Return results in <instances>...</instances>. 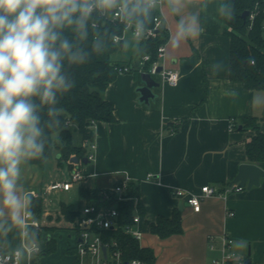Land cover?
Returning <instances> with one entry per match:
<instances>
[{"label":"crops","instance_id":"1","mask_svg":"<svg viewBox=\"0 0 264 264\" xmlns=\"http://www.w3.org/2000/svg\"><path fill=\"white\" fill-rule=\"evenodd\" d=\"M225 1L220 5L221 0H184L179 15L171 12L167 0H156L147 15L128 16L121 11V21L139 22L143 28L153 27L155 16L160 19L168 37L159 61L179 71L177 83L152 75L160 84L153 89L157 96L145 105L138 101L137 74L118 73L103 93L113 104L115 120L94 122L93 139L88 143L94 144L92 157L74 165L83 172L82 178L69 189L46 191L51 180L69 178L54 175V168L64 167L70 175L69 166L56 159L41 167L35 163L21 166L24 190H34L41 197L40 216L29 219L39 220L37 240L41 250H50L30 258L22 248L23 227L8 222L0 226V249L18 250L19 264H111L101 256L77 255L79 218H66L61 203L81 211L85 203L80 188H109L127 175L137 185L144 209L142 214L135 212L139 215L135 227L140 231V246L153 252L151 264H217L223 235L232 239L228 249L246 264H264V175L258 185L203 197L197 207L174 193L175 188L199 193L205 184L222 187L231 183L240 163L253 162L245 143L255 132L240 120L261 115L264 91L249 89L229 77L230 37L218 18ZM105 12L110 15L112 10ZM189 15L197 17L199 34L178 40L177 22ZM122 39L123 51L117 49L113 60L135 63L141 37L128 25ZM259 129L264 132V120ZM253 163L264 170V160ZM148 173L154 177L146 178ZM74 196L77 205L71 200ZM174 211H179L181 232L164 237L151 232L149 222L159 215L170 217Z\"/></svg>","mask_w":264,"mask_h":264},{"label":"clouds","instance_id":"2","mask_svg":"<svg viewBox=\"0 0 264 264\" xmlns=\"http://www.w3.org/2000/svg\"><path fill=\"white\" fill-rule=\"evenodd\" d=\"M167 3L179 15L184 0ZM155 5L156 0H0V226L8 222L38 235L29 232L35 203L21 183V166L44 158L47 140L40 107L49 105L53 117L63 111L54 107L58 98L76 86L65 65L87 63L91 53L79 42L86 40L90 21L117 7L128 16L147 15ZM220 12L225 21L235 19L231 4ZM66 29L73 33L72 42L64 35ZM198 34L195 15L177 22L178 40ZM99 48L96 40L93 49ZM54 125L60 128L58 118Z\"/></svg>","mask_w":264,"mask_h":264},{"label":"trees","instance_id":"3","mask_svg":"<svg viewBox=\"0 0 264 264\" xmlns=\"http://www.w3.org/2000/svg\"><path fill=\"white\" fill-rule=\"evenodd\" d=\"M226 4H231L236 9L235 19L232 21H225L221 12L218 13V18L224 23L223 30L230 37L229 77L231 80L243 82L244 87L264 91V0H226L222 6ZM245 9L248 13L255 12L252 20L249 19L248 14L244 18L241 16ZM125 28L123 21L111 20L102 14L90 21L88 36L79 43L91 55L84 65L70 67L65 65L76 86L69 93L58 98L59 103L54 107L63 111L57 117H53L49 113V105H41L38 115L47 140L43 152L44 158L34 159L28 164L35 163L41 167L51 159H56L58 164L66 163L72 169L75 165V162L70 160L72 155H76L79 161H82V158L92 151L88 143L93 139L94 122L115 120L113 104L104 98L103 93L109 82L118 74L116 67L127 65L128 71L135 72L139 77L140 72L147 71L150 64L157 59V49L168 37L167 29L162 26L156 30L155 35L141 37L137 51L139 64L136 66L134 62L112 58L113 53L120 47V40L115 41L114 36L119 35L121 38ZM64 35L72 42L73 33L70 30L66 29ZM96 40L100 41L99 50L93 49ZM144 54H148L149 58L142 62ZM36 102L40 104L38 99ZM57 118L60 121V128L54 125V120ZM261 120H264V107L260 116H244L240 120L243 127H249L255 132L245 143L247 157L253 162L264 160V132L259 129ZM49 124L53 127L49 128L47 126ZM57 136L60 138L59 141ZM127 189L126 198L115 199L114 195L110 194L108 199L110 203L116 204L118 211L115 224L108 228H95L93 231L98 232L104 241L109 242L108 258L111 259L112 251L118 248L124 261L138 258L145 264H151L154 259L151 248L140 246L138 239L124 229L126 225L132 223L135 212L138 214L144 212L138 200L137 185L129 182ZM99 190L80 188L79 195L85 204L100 205L104 201ZM32 196L35 216L38 217L42 211L41 197ZM72 207L70 203H61L62 212L70 220L79 218L81 214L79 208ZM148 224L151 232L161 237L182 230L179 211H174L170 217L159 215L154 222ZM29 232L38 233L35 236L28 234L29 241L40 238L39 228L30 225ZM114 239L115 246L110 243ZM48 250L50 248L46 247L39 252Z\"/></svg>","mask_w":264,"mask_h":264},{"label":"built area","instance_id":"4","mask_svg":"<svg viewBox=\"0 0 264 264\" xmlns=\"http://www.w3.org/2000/svg\"><path fill=\"white\" fill-rule=\"evenodd\" d=\"M255 12H249L248 17L250 20L253 19ZM102 15L108 17L111 20H120L121 10L119 7L112 10L110 15L104 11L101 13ZM154 26L147 28H138L137 25H132L130 23H125L126 26L130 25L132 27L133 33L138 37H148L155 35L156 30L160 27V19L155 16L154 18ZM120 36H114V40H120ZM164 43L159 45L157 49V59L154 60L150 64V68H148L147 72L151 75H158L161 81L168 82L169 84H176L179 79V71L175 68L164 67L160 64L159 58L163 56L164 52ZM149 58L148 54H144L142 56L141 61H145ZM142 62L140 64H142ZM161 65L162 68L158 71V66ZM117 72H127L129 67L127 65L117 66ZM234 126L233 123L229 124V128ZM94 144H91V148H93ZM88 158L92 157V153H90ZM83 172L78 167H73L70 171V175L68 179H54L51 180L46 186V191H52L57 189H69L73 181L79 180L83 177ZM154 175L152 173H148L146 178H153ZM129 183V177L124 175L121 179L116 181L111 187L103 188L99 190L101 194V198L104 201L100 205L97 204H84L81 208V215L77 220V225L80 229V241L77 244V255L82 256L84 254H90L92 256H101L103 262H111V264H142L143 262L138 258H132L130 260L124 261L121 257L120 249L116 248L111 253V259L107 257V248L108 241H104L98 232L93 233V229L97 228H108L115 224V219L118 214L116 204L110 203L108 200L110 194H113L115 199H124L126 198V190ZM243 186L237 184L236 182L226 184L222 187L213 186V185H202L200 187L199 193H191L182 188H175L174 193L179 197H185L188 204L193 207H197L200 203V200L203 197L211 196V195H220L226 194L231 191H240ZM31 195L37 196L38 193L34 190H30ZM232 213V212H231ZM139 221V215L134 214L133 220L130 225L125 226V231L130 232L134 237L139 239L140 231L135 227V223ZM29 225H32L36 228L40 227L39 220L33 218L28 220ZM22 248H24L31 258L34 253H38L41 250L40 243L38 240H28V232H25L22 229ZM221 250L222 254L219 259L215 260L217 264H246L244 260H242L233 250L228 249L229 245L232 242V239L226 235L221 237ZM111 245H116L115 239L112 240ZM103 247L105 251H103ZM32 262V260H31ZM19 252L18 250L7 251L0 249V264H19ZM104 264V263H103Z\"/></svg>","mask_w":264,"mask_h":264},{"label":"water","instance_id":"5","mask_svg":"<svg viewBox=\"0 0 264 264\" xmlns=\"http://www.w3.org/2000/svg\"><path fill=\"white\" fill-rule=\"evenodd\" d=\"M248 14V10H244L241 16L244 18ZM123 39H120V46H122ZM136 66L139 64V59L135 60ZM162 68L161 65L158 66V71ZM139 84L136 86V91L138 92V101L140 103H144L145 105H149V102L153 101L157 95L154 92V88L159 86L160 82L156 80L149 72L141 71L139 75ZM59 154L57 153V156ZM70 160L73 162H78L79 158L76 155H72ZM85 161L86 158L84 157ZM264 175V170L262 167L253 162H242L239 164L238 171L231 183L236 182L237 184L245 187H251L252 185H258L259 179ZM103 251L105 248L103 247Z\"/></svg>","mask_w":264,"mask_h":264},{"label":"rangeland","instance_id":"6","mask_svg":"<svg viewBox=\"0 0 264 264\" xmlns=\"http://www.w3.org/2000/svg\"><path fill=\"white\" fill-rule=\"evenodd\" d=\"M222 1L223 0H221L220 5L222 4ZM119 51H120L119 53H121V51H123V48L120 47ZM53 171H54L53 172L54 175H58V176H61V177L62 176H64V177L69 176V173H68L67 169L64 168V167H62V168H57L56 167V168H54ZM71 200L74 202L75 205H77V200H78L77 197L74 196V197L71 198Z\"/></svg>","mask_w":264,"mask_h":264}]
</instances>
